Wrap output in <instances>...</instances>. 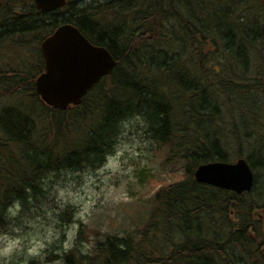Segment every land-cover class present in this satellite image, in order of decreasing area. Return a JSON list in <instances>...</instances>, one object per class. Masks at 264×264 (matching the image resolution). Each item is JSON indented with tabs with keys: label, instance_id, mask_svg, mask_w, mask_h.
<instances>
[{
	"label": "trees",
	"instance_id": "obj_1",
	"mask_svg": "<svg viewBox=\"0 0 264 264\" xmlns=\"http://www.w3.org/2000/svg\"><path fill=\"white\" fill-rule=\"evenodd\" d=\"M63 23L118 61L65 109L35 90L41 41ZM138 116L184 172L155 192L134 234L82 255L79 232L64 264H264L262 0H68L53 11L0 0V233L14 201L23 210L52 175L100 167ZM239 155L254 171L250 191L194 178L198 164Z\"/></svg>",
	"mask_w": 264,
	"mask_h": 264
},
{
	"label": "rangeland",
	"instance_id": "obj_2",
	"mask_svg": "<svg viewBox=\"0 0 264 264\" xmlns=\"http://www.w3.org/2000/svg\"><path fill=\"white\" fill-rule=\"evenodd\" d=\"M167 153L162 144L149 136L143 117L131 118L124 123L115 151L104 164L49 177L43 194L20 210L1 233L19 234L27 239L45 233L48 228L58 231L59 241L46 249L47 264L61 259L64 231L73 223L78 225L80 241L91 245L90 251L108 235L134 234L148 216L155 192L178 180L184 172V164L167 160ZM61 189L65 192L63 198L59 196ZM69 192L92 202L87 223L74 220L79 208L66 203ZM12 260L14 264H23L20 257L14 256ZM31 264L40 261L33 258Z\"/></svg>",
	"mask_w": 264,
	"mask_h": 264
},
{
	"label": "water",
	"instance_id": "obj_3",
	"mask_svg": "<svg viewBox=\"0 0 264 264\" xmlns=\"http://www.w3.org/2000/svg\"><path fill=\"white\" fill-rule=\"evenodd\" d=\"M33 1L42 11H52L67 3V0ZM40 48L45 70L36 78L35 89L48 105L61 109L80 104L89 89L117 64L106 46L91 42L72 23L60 24L42 40ZM194 177L198 182L238 194L250 191L254 185L253 170L244 156L233 162L200 164Z\"/></svg>",
	"mask_w": 264,
	"mask_h": 264
},
{
	"label": "clouds",
	"instance_id": "obj_4",
	"mask_svg": "<svg viewBox=\"0 0 264 264\" xmlns=\"http://www.w3.org/2000/svg\"><path fill=\"white\" fill-rule=\"evenodd\" d=\"M137 120L140 117H136ZM129 172L131 169L128 170ZM70 199L66 203H71L79 208V211L74 215V220L88 222L92 213V202L86 201L84 198L76 195L75 192L67 194ZM59 196L63 198L65 192L63 189L59 190ZM21 203L14 201L7 209V213L11 217H16L21 210ZM14 232L19 233L18 228L13 229ZM78 235V225L73 223L69 225L65 231V239L63 241V250L65 253L70 252L75 247V242ZM60 239V233L53 228H48L45 233L37 236H31L25 239L19 234L12 236L9 233H0V264H14L12 257H20L23 264H31L33 258H38L40 264H47V252L51 245L55 244ZM91 245L87 242L81 241L80 253L82 255L89 254ZM54 264H64L62 259H58Z\"/></svg>",
	"mask_w": 264,
	"mask_h": 264
},
{
	"label": "bare ground",
	"instance_id": "obj_5",
	"mask_svg": "<svg viewBox=\"0 0 264 264\" xmlns=\"http://www.w3.org/2000/svg\"><path fill=\"white\" fill-rule=\"evenodd\" d=\"M215 161H223V162H229V161H224V160H215ZM208 162H211V161H208ZM203 163H207V162H203ZM203 163H200V164H203ZM200 164H198V165H200ZM197 165V166H198ZM195 178V177H194Z\"/></svg>",
	"mask_w": 264,
	"mask_h": 264
}]
</instances>
